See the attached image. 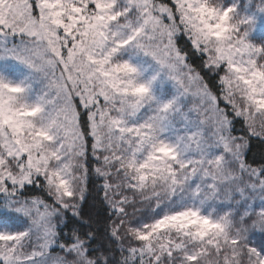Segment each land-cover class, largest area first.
Here are the masks:
<instances>
[{
	"label": "snow or ice",
	"instance_id": "6c2138e0",
	"mask_svg": "<svg viewBox=\"0 0 264 264\" xmlns=\"http://www.w3.org/2000/svg\"><path fill=\"white\" fill-rule=\"evenodd\" d=\"M253 139L264 0H0V264H264Z\"/></svg>",
	"mask_w": 264,
	"mask_h": 264
},
{
	"label": "trees",
	"instance_id": "16d2710c",
	"mask_svg": "<svg viewBox=\"0 0 264 264\" xmlns=\"http://www.w3.org/2000/svg\"><path fill=\"white\" fill-rule=\"evenodd\" d=\"M249 158L259 160L261 157H264V143H261L258 139H253L250 143L249 148ZM93 203L90 199L89 204Z\"/></svg>",
	"mask_w": 264,
	"mask_h": 264
}]
</instances>
